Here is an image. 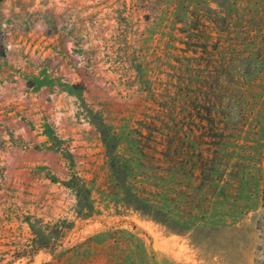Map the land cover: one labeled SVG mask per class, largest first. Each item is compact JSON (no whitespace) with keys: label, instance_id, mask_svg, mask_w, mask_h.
Listing matches in <instances>:
<instances>
[{"label":"rangeland","instance_id":"obj_1","mask_svg":"<svg viewBox=\"0 0 264 264\" xmlns=\"http://www.w3.org/2000/svg\"><path fill=\"white\" fill-rule=\"evenodd\" d=\"M264 0H0V264H264Z\"/></svg>","mask_w":264,"mask_h":264},{"label":"trees","instance_id":"obj_2","mask_svg":"<svg viewBox=\"0 0 264 264\" xmlns=\"http://www.w3.org/2000/svg\"><path fill=\"white\" fill-rule=\"evenodd\" d=\"M263 171H264V167H263ZM262 195H263V199H264V182H263Z\"/></svg>","mask_w":264,"mask_h":264}]
</instances>
